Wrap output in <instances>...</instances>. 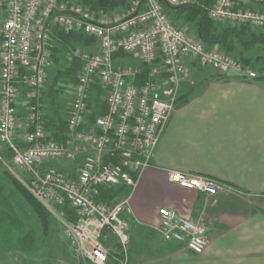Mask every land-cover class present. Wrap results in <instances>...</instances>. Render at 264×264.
Returning a JSON list of instances; mask_svg holds the SVG:
<instances>
[{
    "label": "built area",
    "instance_id": "built-area-1",
    "mask_svg": "<svg viewBox=\"0 0 264 264\" xmlns=\"http://www.w3.org/2000/svg\"><path fill=\"white\" fill-rule=\"evenodd\" d=\"M195 3L130 0L125 13L110 14L71 0H0V143L13 164L29 173L26 187L33 197L62 223L79 263H130L129 196L112 204L98 202L99 189H133L151 167L192 65L219 74L238 71L247 80L261 77L237 56L208 47L167 10ZM207 13L219 24L249 25L264 33V10L241 6L238 0H215ZM58 28L94 39L92 48L72 51L81 70L67 113L65 144L49 139L41 103ZM121 56L138 57L140 64L118 65ZM143 67L147 75L142 79ZM94 86L105 90L107 112L91 121ZM22 89L27 92V131L19 141ZM53 162L78 164L69 172ZM169 179L208 196L232 190L198 174L169 171ZM64 206L74 210V221L59 210ZM159 217L165 242L184 244L195 255L205 252L210 243L205 224L169 207L161 208Z\"/></svg>",
    "mask_w": 264,
    "mask_h": 264
},
{
    "label": "crops",
    "instance_id": "crops-1",
    "mask_svg": "<svg viewBox=\"0 0 264 264\" xmlns=\"http://www.w3.org/2000/svg\"><path fill=\"white\" fill-rule=\"evenodd\" d=\"M238 3L264 10V1ZM188 25L182 28L196 34L194 25ZM116 62L138 65L140 58L121 56ZM73 93L74 85L66 100H57L61 114L68 113ZM63 101H68L66 107ZM27 102L22 89L17 105L25 117L22 129ZM23 136L18 130L19 141ZM77 164L51 165L71 172ZM169 171L210 177L232 190L208 196L172 183ZM129 200V264H264V78L247 80L238 71L219 74L193 64L152 165L139 176ZM163 207L207 226L210 243L203 254L161 238ZM115 243L110 237L109 244Z\"/></svg>",
    "mask_w": 264,
    "mask_h": 264
},
{
    "label": "trees",
    "instance_id": "trees-1",
    "mask_svg": "<svg viewBox=\"0 0 264 264\" xmlns=\"http://www.w3.org/2000/svg\"><path fill=\"white\" fill-rule=\"evenodd\" d=\"M76 3L89 8L94 11L108 12L110 10H116L126 4V0H76ZM215 0H196L195 4L188 6H180L173 9L178 19H181L184 23L194 25L197 36L210 48H220L226 51L228 54L234 55L237 51L238 45H242L246 49H252L258 47L259 44L264 45V36H257L255 33H250L249 25H243L240 27L232 25H219V23L213 21L208 16V8L214 4ZM55 42L52 49V57L56 58V54L61 50L69 51L76 46H84L92 48L94 39L85 36L83 33L76 31H67L61 28L55 30ZM123 55V54H119ZM117 55V56H119ZM71 63L62 70H59L54 79L51 87L44 89L42 92L41 103L43 105V111L47 113L44 116L46 131L49 139L59 144H65L68 139V126H67V113H60V106L57 103L58 97L63 93L64 88L57 87V84L63 80L65 85L71 83L72 86L77 83V76L81 70V64L79 60L73 58ZM58 60V59H56ZM258 61L262 60L260 58ZM241 61L244 64H251V58L241 57ZM263 66L259 68V71H264ZM49 67L47 69L48 73ZM49 75V73H48ZM147 75V68L143 67L142 79ZM264 78V77H263ZM48 80V76H47ZM48 85V84H47ZM93 96L89 100L90 115L89 120H93L96 115L105 114L107 112V105L104 95L105 90L102 87H93ZM91 95V96H92ZM179 102V101H178ZM49 108V110H48ZM8 152V151H7ZM10 158V155H8ZM15 189L25 198V200L34 208L35 212L39 216L40 222L44 227V231L49 229L48 217H51V213L39 203L30 191L22 186L19 181H15ZM132 189L126 187H120L118 189L100 188L99 195L97 197L98 202H104L112 204L122 197L130 196ZM66 217L74 221L75 212L69 206L59 208Z\"/></svg>",
    "mask_w": 264,
    "mask_h": 264
},
{
    "label": "rangeland",
    "instance_id": "rangeland-1",
    "mask_svg": "<svg viewBox=\"0 0 264 264\" xmlns=\"http://www.w3.org/2000/svg\"><path fill=\"white\" fill-rule=\"evenodd\" d=\"M129 3L130 0H126L124 6L114 11L110 10L107 13L114 14L119 12V14H123ZM167 10L169 15L173 19H176L173 9L168 8ZM176 21L182 25V27L183 25L189 26V28L191 27L186 22V24H184L183 21L179 22L177 19ZM250 31V33H255L257 36H264V33L256 28H250ZM188 32L195 34L194 30L189 29ZM75 48L69 51L61 50L60 53H54V55L56 54V58L53 56L51 59V65L48 70V80L45 85L46 89L48 86H52L56 73L59 70L65 69L71 63L73 60L72 51ZM234 55L239 59H241V57L251 58V64L245 65L252 66V68L259 72L261 77H264V71H259L264 61L263 44H259L258 47L249 50L242 45H238ZM258 58L262 60L258 61ZM68 85L69 86L65 85L63 80L57 84V87L64 88V93L61 94L58 99L61 98L66 100L71 95L72 84L68 83ZM92 94L93 92L91 95ZM93 95L91 98L94 97ZM105 96L106 94L104 98ZM63 102V106L66 107L68 101ZM46 114L47 113L44 111V116ZM19 119L22 121L25 119L20 112ZM20 130H23L25 135L27 131L26 123L23 129L19 127V131ZM3 149H5V147L0 143V264H83L82 262L79 263L66 243L63 236L62 223L57 217L53 215L48 217L49 229L44 231V227L34 208L14 186L15 181H19L22 186L26 187L30 175L25 170L16 167L12 162L11 155L8 152L6 153V149V151ZM8 155H10V158Z\"/></svg>",
    "mask_w": 264,
    "mask_h": 264
}]
</instances>
